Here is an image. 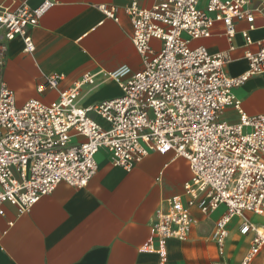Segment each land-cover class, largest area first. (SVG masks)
Masks as SVG:
<instances>
[{"label": "built area", "instance_id": "1", "mask_svg": "<svg viewBox=\"0 0 264 264\" xmlns=\"http://www.w3.org/2000/svg\"><path fill=\"white\" fill-rule=\"evenodd\" d=\"M200 1L153 0L150 8L133 1L125 8L143 62L133 75L126 67L109 74L120 86L121 97L79 107L80 87L97 81V75L88 73L76 87L60 92L54 103L37 99L18 107L16 95L0 77L1 216L6 202L28 210L60 183L87 187L98 171L101 150L109 152L114 166L129 172L149 153L173 151L189 161L194 176L185 184L186 203L177 199L167 210H157L152 227L157 244L188 238L191 208L209 214L223 206L226 211L214 234L219 249L224 251L238 220L239 234L248 237L250 245L240 264H252L259 257L264 264V225L255 220H264V114L248 115L235 94L250 78L264 74V39L254 42L243 32L258 50L245 52L248 69L237 77L225 69L228 54L191 47L193 40L209 37L217 23L224 24L232 41L236 23L253 24L257 11L264 12V0L257 7L251 0H208L206 8ZM51 4L46 0L30 8L24 0H0V71L7 43L18 36L25 52H35L30 30ZM101 9L107 18L119 21L117 7ZM155 40L161 42L159 48L152 45ZM61 80L48 76L46 88L58 89ZM228 109L237 112L238 121L222 118ZM91 112L107 121V129ZM72 132L83 141L74 142ZM154 238L147 244L151 251Z\"/></svg>", "mask_w": 264, "mask_h": 264}, {"label": "crops", "instance_id": "2", "mask_svg": "<svg viewBox=\"0 0 264 264\" xmlns=\"http://www.w3.org/2000/svg\"><path fill=\"white\" fill-rule=\"evenodd\" d=\"M24 1L34 8L46 0ZM47 1L52 2L51 7L30 30L35 52H25L20 36L7 43L0 77L16 95L17 106L37 99L54 103L60 92L76 87L88 73L97 75V81L80 87L79 107L121 97L120 86L109 74L126 67L133 75L143 62L133 43L134 26L125 8L133 1L150 8L153 0ZM207 1L201 0L200 7L206 8ZM251 1L255 7L262 4ZM103 5L117 7L119 21L107 18ZM254 19L253 24L237 22L232 41L224 24L217 23L209 37L192 44L211 53L228 54L226 71L230 76H241L248 69L245 52L258 50L255 44L247 43L243 32L248 31L254 42L264 39V12L257 11ZM2 32L0 28V36ZM152 45L159 48L161 42L155 40ZM54 74L62 80L58 89L49 90L47 78ZM38 87L45 90L40 92ZM235 94L248 115L264 114V74L250 78ZM91 115L107 129V121L96 112ZM222 118L236 122L238 114L228 109ZM72 134L74 142L83 141ZM96 161L98 171L85 188H72L63 182L28 210L20 211L9 202L2 206L0 264H240L250 245L249 238L239 234L238 220L232 224L224 251L214 239L216 222L226 211L223 206L209 214L191 208L188 238L157 244L152 228L157 210H167L170 201L188 200L185 184L194 176L188 160L173 151L152 152L130 172L114 166L106 150L97 154ZM255 220L264 225V220ZM153 238L155 250L151 251L147 244Z\"/></svg>", "mask_w": 264, "mask_h": 264}, {"label": "rangeland", "instance_id": "3", "mask_svg": "<svg viewBox=\"0 0 264 264\" xmlns=\"http://www.w3.org/2000/svg\"><path fill=\"white\" fill-rule=\"evenodd\" d=\"M193 46H195V45L192 44L191 47H193ZM260 262H261L260 258H257L252 264H259Z\"/></svg>", "mask_w": 264, "mask_h": 264}]
</instances>
